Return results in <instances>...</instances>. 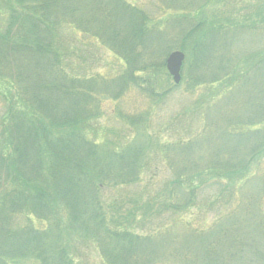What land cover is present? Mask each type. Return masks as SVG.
I'll list each match as a JSON object with an SVG mask.
<instances>
[{
	"label": "trees",
	"instance_id": "16d2710c",
	"mask_svg": "<svg viewBox=\"0 0 264 264\" xmlns=\"http://www.w3.org/2000/svg\"><path fill=\"white\" fill-rule=\"evenodd\" d=\"M82 1L71 0L70 4H62L64 0H9L11 11L0 21V79L10 80L13 68L27 66V75L31 76L29 84H32L27 88L17 85V88H20V97L17 99L22 103L26 101V107L17 106L25 111L31 109L32 112H28L32 116L29 114L23 118L20 112L9 109L3 116L8 125L6 135H3V148L0 149V188L3 187L5 192L3 196L0 191V224H3L0 236L5 237V243L0 246V264H71L66 258V249L62 247V243L43 244L41 236L47 233L55 234V226L59 227L61 235L67 230L71 234L79 233L83 238L92 239L102 249V259L106 264H145L150 262L151 258L142 262L137 255H141L143 259L145 254H152L154 248L149 250L150 243L163 241L165 238L160 236L163 233L167 235L166 229L172 224L171 222L158 230L150 231L143 237L131 231L111 230L105 224L101 205L97 200L98 193L136 184L140 180L139 171L142 168L144 148L142 145L129 144L130 141L120 150L111 147L102 149L87 137L86 126L94 124V116L102 112V102L118 101L130 88L137 87L148 101L158 98L150 86L149 91L144 87V81L151 79L142 80L139 75L147 60L162 57L156 52L157 42L162 37L151 32L150 17L129 6L124 0H89L91 3L87 7V13ZM190 3L192 6L189 8L180 9L171 5L168 8L173 15L171 20H174L169 31L178 32L182 41L177 50L185 54L181 78L185 93L196 98L198 90L202 87L220 85L229 80L234 82L236 77L253 69V62L257 64V69L264 70V57L260 53H255L243 61L247 66L242 70L237 64L238 61L241 62L239 59L234 58L235 65H229L233 59L231 55L226 57L227 62L223 61L221 58L224 50L215 43L216 38L222 36L227 29L223 26L213 28L215 25L206 24L204 2ZM183 10L185 13H182ZM125 12L127 14L124 18ZM1 15L3 12L0 10V17ZM57 15H66L65 17L76 21L75 29L78 24L81 27L85 25L90 31L94 30L92 37L103 47L110 48L125 63L126 69L115 78L97 75L78 80L66 75L59 55L53 51L55 47L50 46V43H53L51 32L59 22L67 27H71V24L66 25L64 20L56 18ZM74 15L75 19L72 17ZM53 23H56L55 27L51 26ZM260 27H264V23ZM202 32L205 34L201 38L199 33ZM185 40L187 45L186 49H183ZM134 46L146 47L148 50L139 53ZM225 54L228 55L229 52ZM156 60L161 61V67L165 66L161 59ZM18 70L16 74L22 72ZM32 72L37 74L32 75ZM40 72L44 73L43 78H39ZM219 72L222 80H219ZM17 79L23 81L20 74ZM37 79L43 81L34 82ZM139 81L142 84H139ZM41 89L44 95L41 94L39 101L34 100L35 96L32 101L28 98ZM261 97V101L256 102L254 98L247 103L249 111L254 110L259 116L264 115V96ZM182 108L184 110V104ZM185 108H188V105ZM263 115L261 122L259 119V122L257 120L252 123L263 126ZM199 116L201 117L200 113ZM143 118L137 115L123 119L130 127L139 130ZM247 119L249 120V117ZM202 129L203 124L198 132ZM263 135L262 133L258 138L251 160L257 159L259 162L260 155L264 154ZM193 138L192 136L176 144H164L156 148L155 152L162 159L164 169L172 171L174 168V176L168 184L169 189L163 201L168 205L167 208L172 207L176 212L185 207L179 191L188 185L184 182L192 174L188 169L193 166ZM200 154L201 152L194 159H198ZM241 164L238 162L230 168V176H234V172L240 174V179L248 176L246 164ZM204 170L205 168L201 171ZM208 170L210 167L206 171ZM188 182L191 184L190 179ZM188 189L192 194L195 192L192 188H186ZM228 193L229 188H221L219 198L225 195V199H228ZM261 209V204H258L257 217L253 220H260L259 232L262 235L264 215ZM21 211H27L29 215L46 221L55 218L56 222L51 231L46 233L33 227H22L13 232L12 219L16 212ZM224 215L200 232L212 233L217 249L229 245L230 251L227 253L222 250L219 256L213 248V242H205L202 244L206 254L205 260L197 257L194 264H233L237 259L248 264L253 252L257 253L252 257V264H264V251L258 250L260 243L254 238L250 239L247 234L242 235L245 242L234 239L236 236L233 235L239 232L237 227H225L228 229L225 237L229 238L222 244L224 236L220 237L217 229ZM6 217L9 218L8 223L4 221ZM254 232L258 235L255 228ZM216 240H220V243ZM234 247L239 251L234 252ZM241 260L238 264L242 263Z\"/></svg>",
	"mask_w": 264,
	"mask_h": 264
},
{
	"label": "rangeland",
	"instance_id": "374dc122",
	"mask_svg": "<svg viewBox=\"0 0 264 264\" xmlns=\"http://www.w3.org/2000/svg\"><path fill=\"white\" fill-rule=\"evenodd\" d=\"M70 1L64 0L62 4H70ZM107 1L110 2V0ZM124 1L151 18L152 25H149V27L152 26L151 32L162 37L156 45V52L162 57L156 59H161L163 62L171 52L180 51L177 48L182 41L178 32L169 31L174 21L171 20L173 15L168 11L169 5L184 9L192 6L190 2L197 1L204 2L206 5L204 13L207 18L206 24L215 25L213 28L223 26L227 29L222 36L216 38L215 43L224 50L223 58H221L223 61L231 55L233 59L230 60L229 65H235L234 58L239 59L241 62L238 61L237 64L242 70L247 66V63L243 61L251 55L260 53L264 57V27H260L264 23V0ZM82 2L87 13V7L91 1L83 0ZM0 10L3 12L1 21L2 17L11 11L9 0H0ZM182 13L185 11L183 10ZM126 14L125 12L124 18ZM65 16L57 15L56 18L64 20L66 25L71 24V27L64 26L60 22L57 24L58 27H55L56 23H53L51 26L55 28L51 32L53 43H50V46L55 47L53 51L59 55L66 75L78 80L97 75L115 78L126 69L125 63L110 48L103 47L92 37L94 30L90 31L85 25L81 27L78 24L75 29L76 21ZM72 17L75 19L76 15ZM204 34L205 32L199 33L201 38ZM185 43L186 40L183 49H186L187 43ZM134 49L139 53L148 50L141 46H134ZM234 50L239 51L233 52ZM226 52L229 54H225ZM205 56L207 57V53ZM156 59L147 60L146 66L142 67L143 71L139 75L142 80L151 79V81H144V87L146 86L148 91V86L152 88L151 91L158 96L156 100L154 99L155 101L146 100L137 87L130 88L122 94L120 100L102 102V112L94 116V124L86 126L87 137L102 149L111 147L120 150L130 141L129 144L142 145L144 148L141 158L142 168L139 171L140 180L136 184L122 188L115 187L98 193L97 200L101 205L105 224L111 230L131 231L143 237L146 233L158 230L172 222L166 229L167 235L163 233L160 236L165 238L163 241L150 243L149 250L154 248L152 254L150 252L145 254L143 259L141 255H137L142 262L151 258V261L145 264H194L196 262L194 259L197 257L204 261L206 254L202 244L209 241L213 242V248L219 256L222 250L228 253L230 247L224 245L229 238L225 237L228 234V229L225 227H237L241 233L233 235L236 236L235 240L245 242L242 235L247 234L250 239L254 238L257 243H260L258 250L264 251V233L261 235L259 232L260 220H253L257 217L258 204H261L264 215V154L260 155L259 162L257 159L255 161L250 159L255 153L258 138L262 136V133L264 134V125H256L252 121L259 122L260 119L261 122L263 114L259 116L254 110L249 111L247 108V103L249 104L251 100L256 98V102L261 101V96H264V70L257 69V64L253 62V69L236 77L234 82L229 80L220 85L202 87L198 90V96L193 98L184 92V82L174 85L165 66L161 67V61L158 62ZM26 67L13 68L10 80L0 79V149L3 148V135H6V125H8L3 120V116L8 109L20 112L23 118L32 112L31 109L28 112L17 106L26 107V101L22 103L17 99L20 97L18 92L20 88H17V85L25 88L32 85L29 84L31 76L27 75L29 67L27 69ZM17 69H19L18 72L22 70L19 73L22 82L17 79L19 75L16 74ZM219 71L221 72L222 69L220 68ZM220 72L218 76L219 80H222ZM34 74L37 73L32 72V75ZM40 74L39 78H43L44 73L40 72ZM41 81L43 79H37L34 82ZM139 84L142 82L139 81ZM42 92L43 89L28 98L32 101L35 96L34 100L39 101ZM187 105L188 108H185ZM137 115L144 117L139 130L130 127L129 123L123 119ZM202 124L203 129L198 132ZM192 136L194 137V153L190 159L193 166L192 169H188V172L192 174L184 182L188 185L183 186V189L179 191L185 207L176 212L172 207L167 208L168 205H165L163 201L169 189L168 184L174 176V168L172 171L164 169L162 159L155 152L156 148L164 144H176ZM200 152V157L195 160L194 157ZM238 162H241V165L246 164L247 177L240 179V174L235 172L234 176H230V168ZM208 167L210 170L206 171ZM196 168L198 169L193 171ZM203 168L205 170L201 171ZM188 179L191 180V184ZM186 188H192L195 192L192 194ZM221 188H229L228 199H225V195L219 198ZM0 191L4 196L3 187ZM16 213L11 224L13 232L22 227L25 229L33 227L46 233L51 231L56 222L55 218L46 221L29 215L27 211ZM222 215L224 217L219 223L217 232L220 233V237L224 236L222 237L224 246L217 249L212 233L200 231L210 227ZM260 218L262 220V216ZM7 219L9 218L4 219L5 223L9 222ZM185 224L190 228H187ZM2 226L1 223L0 230ZM254 228L258 235L255 234ZM196 230L199 232H195ZM41 239L43 244L62 243V247L66 249V258L71 264H106L102 259V249L99 245L92 239L83 238V235L79 233L71 234L66 230L61 235L59 227L55 226V234H44ZM4 241L5 237L0 236V246L5 243ZM216 241L220 243V240ZM235 251L239 249L234 247ZM256 253L251 254L248 264H252L254 260L252 257L256 256ZM239 260L241 259H237L233 264H238ZM241 262L240 264H246L244 260ZM27 264L36 263L28 262Z\"/></svg>",
	"mask_w": 264,
	"mask_h": 264
},
{
	"label": "water",
	"instance_id": "95a60500",
	"mask_svg": "<svg viewBox=\"0 0 264 264\" xmlns=\"http://www.w3.org/2000/svg\"><path fill=\"white\" fill-rule=\"evenodd\" d=\"M185 56L179 51H174L168 55L165 61V67L168 74L172 77L174 84H179L181 80V69Z\"/></svg>",
	"mask_w": 264,
	"mask_h": 264
}]
</instances>
